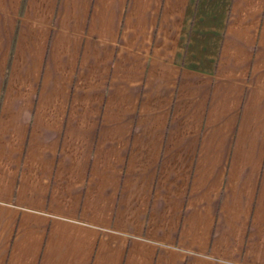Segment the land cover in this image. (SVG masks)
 I'll list each match as a JSON object with an SVG mask.
<instances>
[{"label":"crops","instance_id":"0c3cea01","mask_svg":"<svg viewBox=\"0 0 264 264\" xmlns=\"http://www.w3.org/2000/svg\"><path fill=\"white\" fill-rule=\"evenodd\" d=\"M0 264H264V0H0Z\"/></svg>","mask_w":264,"mask_h":264}]
</instances>
